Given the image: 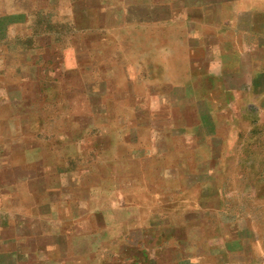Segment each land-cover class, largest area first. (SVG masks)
I'll use <instances>...</instances> for the list:
<instances>
[{
    "label": "crops",
    "instance_id": "0c3cea01",
    "mask_svg": "<svg viewBox=\"0 0 264 264\" xmlns=\"http://www.w3.org/2000/svg\"><path fill=\"white\" fill-rule=\"evenodd\" d=\"M0 264H264V0H0Z\"/></svg>",
    "mask_w": 264,
    "mask_h": 264
}]
</instances>
